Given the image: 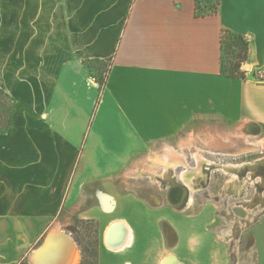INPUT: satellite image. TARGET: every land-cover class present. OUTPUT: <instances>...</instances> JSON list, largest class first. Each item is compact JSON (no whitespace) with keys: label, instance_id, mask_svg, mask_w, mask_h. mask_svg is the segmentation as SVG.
<instances>
[{"label":"crops","instance_id":"1","mask_svg":"<svg viewBox=\"0 0 264 264\" xmlns=\"http://www.w3.org/2000/svg\"><path fill=\"white\" fill-rule=\"evenodd\" d=\"M224 31L248 41L246 79L221 73ZM94 59L112 62L102 91L83 64ZM262 68L264 0H219L216 13L201 17L195 0H0V92L12 104L0 134V243L22 256L47 235L36 250L40 264H53L49 242L66 239L57 261L78 262L71 233L51 225L77 161L189 139L211 121L231 131L264 126V84L253 77ZM113 200L91 218L104 223L102 235L122 220L130 236L120 249L102 244L99 264H202L197 254L192 261L198 225L189 216L160 214L131 195ZM164 223L178 234L173 247Z\"/></svg>","mask_w":264,"mask_h":264},{"label":"rangeland","instance_id":"2","mask_svg":"<svg viewBox=\"0 0 264 264\" xmlns=\"http://www.w3.org/2000/svg\"><path fill=\"white\" fill-rule=\"evenodd\" d=\"M233 53L228 47L223 50L226 67L235 64ZM245 63L240 65L239 70L248 72ZM87 72L89 77L97 80L99 72L94 69H87ZM11 109V102L0 92V130L6 127ZM189 137L137 144L135 154L92 155L84 156L79 164L77 161V172H72L70 176L76 187L69 190V180L63 202L51 225L57 223L59 228L61 225L71 233L79 250L78 264H99L104 223L91 217L101 208L102 202L127 195L143 200L145 207L160 211V214L166 211L179 216L187 215L193 225H198L193 230L195 233L192 232L191 255L194 263H198L197 254L202 256V264H264V144L261 142L264 141V126L241 125L231 131L225 125L211 121L206 131ZM218 138L233 142L227 147L207 145ZM250 142L253 144L249 145ZM184 144L186 146H182ZM168 147L186 153L189 173L185 186L180 177L183 165L169 168L164 173L154 162V158L164 154ZM181 147L185 149L180 150ZM197 153L198 159L195 158ZM243 163H252L253 166L230 171L235 174V179L222 169ZM190 188L195 192V202L185 212L184 201L187 206ZM171 189L183 193V203L174 206L167 201ZM151 196L159 197V204H151ZM174 207L177 209L173 210ZM200 224L206 225V228L199 227ZM167 225L162 235L166 246L173 247L178 244V234ZM200 233L203 234L201 239L198 238ZM199 240L200 246L197 245ZM40 245V241L35 242L20 256L17 248L8 251L7 246L0 243V264H31L30 254ZM211 258L216 259L208 261Z\"/></svg>","mask_w":264,"mask_h":264},{"label":"bare ground","instance_id":"3","mask_svg":"<svg viewBox=\"0 0 264 264\" xmlns=\"http://www.w3.org/2000/svg\"><path fill=\"white\" fill-rule=\"evenodd\" d=\"M232 142L231 141L224 140V139L222 140V138H218V139H213V140L209 141V143H207V145L213 146V147H218V146L222 145V147H227V145L228 146L231 145ZM261 142H262V144H264V141H261ZM251 144H253V143L250 142L249 145H251ZM182 146H186V144H184ZM181 149L184 150L185 147H181L180 150ZM196 157L198 159V153H197V155H195V158ZM154 159H155L154 162L157 163L156 165H159L163 169L164 173H167V170L169 168H172L173 169L175 167H180L181 165H183L184 167L182 166L183 167V170H181L182 173L180 174V177L182 179V182L184 183L183 186L187 185L186 178H187V174L189 173V170L187 168V159H186V153L185 152L179 153V151H176L173 147H168V148L165 149L164 154H162L160 156H157ZM247 166L248 167H251V166H253V164L252 163H243V164H240V165H237V166L229 165L227 167L226 166L223 167L222 169H223L224 172H227V174H230L232 176V179H235V174L234 173H231L230 171H232V170H238V169H241V168H244V167H247ZM189 191H190V197H189V200H188V203H187V206L186 207L192 208V206L194 205V202H195V200H194V193L195 192H194V190L192 188H190L188 190V192ZM169 197H171V198H173L175 200V203H174L175 206L180 205L181 203H183V201H182V197H183L182 196V192L179 191V190H177V189L176 190H173V191L171 189V191L169 192ZM113 223H115V225H112L111 227H108L104 231V233L102 235V242H103V245L106 248H108V249H118V248L120 249L121 246L124 245V243H125V241L127 239V236H130V235H128V233H127V226H126V223L124 221L118 220V221H115ZM128 232H129V230H128ZM49 234L52 237L56 238V239H57V237L63 235V234L59 233L58 227L53 228ZM129 234H130V232H129ZM63 241L65 242L67 240L64 239ZM68 243H70V241ZM117 246H119V247H117ZM45 250H47V249H45ZM50 253H52V252H50ZM59 254L60 253H58V250H56L54 252V256H51V257L54 258L53 264H59V262L57 261L58 258H59V256H60ZM39 255H41V251L35 250L33 252L32 258H31L33 264H40V257H39ZM64 256H66V255H64ZM77 256H74L71 264H77L78 263L77 262V258H76ZM45 257L47 258V256H45ZM63 262L65 263V259H64Z\"/></svg>","mask_w":264,"mask_h":264},{"label":"trees","instance_id":"4","mask_svg":"<svg viewBox=\"0 0 264 264\" xmlns=\"http://www.w3.org/2000/svg\"><path fill=\"white\" fill-rule=\"evenodd\" d=\"M219 0H205L201 2L195 0V15L196 16H205L207 14L216 13L218 10ZM221 47L222 50L228 47L234 51V60L235 64L226 67L223 62V55L221 56V73L228 77H237L241 79H246V74L243 71H240V65L245 63L247 60V51H248V41L244 37L239 35H233L228 31H224L221 37ZM237 50V52H235ZM86 69H94L99 72L97 76V82L99 83V91H102L105 88L107 78L109 76V71L111 69L112 62L110 59H94L83 62ZM8 125V124H7ZM7 125L4 129L0 130V134L6 131Z\"/></svg>","mask_w":264,"mask_h":264},{"label":"built area","instance_id":"5","mask_svg":"<svg viewBox=\"0 0 264 264\" xmlns=\"http://www.w3.org/2000/svg\"><path fill=\"white\" fill-rule=\"evenodd\" d=\"M243 72L246 73L245 71ZM253 77L258 83L264 84V68L254 71ZM89 79L91 80V82L95 84L97 88L99 87V83L97 82L95 78L89 77Z\"/></svg>","mask_w":264,"mask_h":264},{"label":"water","instance_id":"6","mask_svg":"<svg viewBox=\"0 0 264 264\" xmlns=\"http://www.w3.org/2000/svg\"><path fill=\"white\" fill-rule=\"evenodd\" d=\"M180 189H182V188H180ZM183 194V193H182ZM46 240H47V235H46V237L44 238V240H43V242L41 243V245H44L45 244V242H46ZM50 243V245H51V248H50V252H52V254L56 251V250H58V253H62V252H64L63 251V249H65V247L63 246V244H62V242H57V241H55V240H52L51 242H49ZM120 246V245H119ZM119 246H117V247H119ZM52 249V250H51ZM55 249V250H54ZM48 251V252H49Z\"/></svg>","mask_w":264,"mask_h":264}]
</instances>
